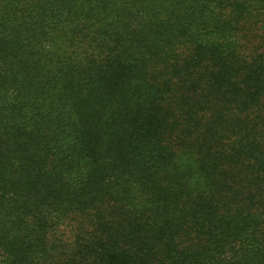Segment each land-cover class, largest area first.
I'll return each mask as SVG.
<instances>
[{
  "label": "trees",
  "instance_id": "obj_1",
  "mask_svg": "<svg viewBox=\"0 0 264 264\" xmlns=\"http://www.w3.org/2000/svg\"><path fill=\"white\" fill-rule=\"evenodd\" d=\"M0 264H264V0H0Z\"/></svg>",
  "mask_w": 264,
  "mask_h": 264
}]
</instances>
